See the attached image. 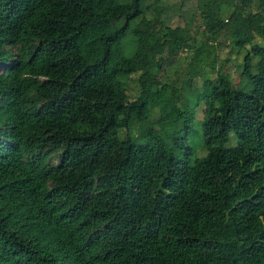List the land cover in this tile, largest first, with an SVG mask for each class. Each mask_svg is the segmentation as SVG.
Listing matches in <instances>:
<instances>
[{"label": "trees", "instance_id": "16d2710c", "mask_svg": "<svg viewBox=\"0 0 264 264\" xmlns=\"http://www.w3.org/2000/svg\"><path fill=\"white\" fill-rule=\"evenodd\" d=\"M257 37L264 0H0V264H264Z\"/></svg>", "mask_w": 264, "mask_h": 264}, {"label": "rangeland", "instance_id": "374dc122", "mask_svg": "<svg viewBox=\"0 0 264 264\" xmlns=\"http://www.w3.org/2000/svg\"><path fill=\"white\" fill-rule=\"evenodd\" d=\"M194 23V26L197 25V22H192ZM191 30L196 34L198 32V29L196 27H191ZM248 51L252 52L253 54L257 55L258 56V53L259 52H262L264 51V40L261 39L260 37H257L256 40L254 41V43H252L251 45L248 46L247 48ZM245 55H246V51H243L240 55L237 56V65L239 66L238 69L236 70V72L233 74V82L235 85H238L240 80H241V77H240V73L242 71V66H243V61H244V58H245ZM254 60H256V58H254ZM175 71V70H173ZM129 89L131 91V94H132V98L134 99L136 97V88H135V84L132 82L129 84ZM243 89H247L246 86H243ZM204 107H205V104H202L201 107L199 108L198 110V115H197V120H196V129L199 130V121L202 120L203 118V111H204ZM160 116L159 112H154L152 114V118L153 119H158ZM149 125V121H145V122H140L138 123V125H135L134 128H137V127H146ZM192 143H194V145H191L194 150L196 151V157L197 158H203L206 156V152L204 150V145L203 144V140L201 138V136H194L193 139H192ZM237 143V140L236 138H234V134L232 135V138L230 140V143L228 144L229 146H232V145H236Z\"/></svg>", "mask_w": 264, "mask_h": 264}]
</instances>
